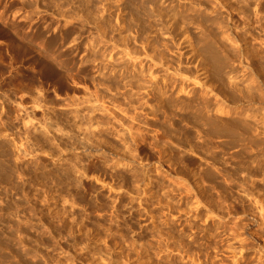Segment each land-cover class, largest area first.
<instances>
[{"label": "rangeland", "instance_id": "rangeland-1", "mask_svg": "<svg viewBox=\"0 0 264 264\" xmlns=\"http://www.w3.org/2000/svg\"><path fill=\"white\" fill-rule=\"evenodd\" d=\"M0 264H264V0H0Z\"/></svg>", "mask_w": 264, "mask_h": 264}]
</instances>
